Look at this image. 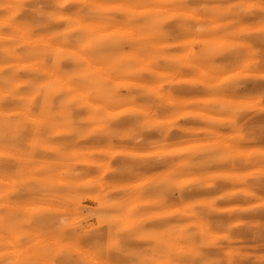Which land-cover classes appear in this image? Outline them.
Returning a JSON list of instances; mask_svg holds the SVG:
<instances>
[{
  "label": "clouds",
  "instance_id": "1",
  "mask_svg": "<svg viewBox=\"0 0 264 264\" xmlns=\"http://www.w3.org/2000/svg\"><path fill=\"white\" fill-rule=\"evenodd\" d=\"M118 2L121 7H104L100 0H0V65L11 57L38 54L21 48L28 34L46 33L60 47L75 49L64 55L58 48L40 50L49 76L59 78L53 86L33 77L20 93L14 69L0 75V264H264V220L247 218L264 214V121L256 119L264 116V88L247 90L249 84H264V0ZM84 25L128 27L139 35L96 39ZM214 25L227 39L246 43L213 45L207 38ZM192 39L201 43L189 65L178 55L187 49L177 45ZM139 58L161 71L191 67L193 74L206 73L202 90L212 99L198 107L210 114L203 127L211 132L203 138L220 139L178 158L184 165L163 155L137 154L170 145L173 131L187 139L183 125H152L142 112L128 109L129 123L120 128L108 114L141 103L153 114L182 110L166 102L172 88L160 95L115 83L144 75L156 79L157 73L135 63ZM89 62L108 67L110 75L92 71ZM9 97L14 108L5 107ZM58 129L66 141L51 154L41 151L54 143ZM97 134L108 146L132 150L109 169L111 179L102 169L93 173L72 159L71 149ZM248 148L255 150L237 151ZM99 158L111 159L107 154ZM219 166L245 174L225 178L231 191L186 196L217 186L206 180L187 184L185 176ZM151 169L166 174L144 193L113 187ZM134 198L155 207H130ZM231 199L242 203L221 206ZM36 204L44 207L31 212ZM169 207L184 211L150 222Z\"/></svg>",
  "mask_w": 264,
  "mask_h": 264
},
{
  "label": "bare ground",
  "instance_id": "2",
  "mask_svg": "<svg viewBox=\"0 0 264 264\" xmlns=\"http://www.w3.org/2000/svg\"><path fill=\"white\" fill-rule=\"evenodd\" d=\"M100 3L104 7H121L122 5L118 2H109V0H100ZM133 11H136L133 9ZM91 32L95 34L96 39H109L115 36L124 38H134L139 35L138 32L134 31L132 28L128 27H114L106 29L103 26L99 25H84ZM213 35L208 37V41L217 47H225L231 44L242 46L246 42L242 40H229L224 35L219 34L220 28L213 26ZM76 40L79 41L80 37H76ZM87 43V41H86ZM201 41L197 39H192L189 41L181 42L177 47L186 48L187 51L178 53V55L189 65H191L192 53L195 51V48ZM21 48H34L37 51L36 56L26 57L20 55L18 57H11L8 59V62L0 65L4 68V72L0 75H11L12 70L14 69L17 73L15 89L16 92L23 93V90L26 89L27 85L24 83L25 80H30L33 77L37 79L38 84L53 86L58 77L52 78L49 76L47 69V59L42 58L40 50L58 48L59 54L64 55L65 53L75 52L74 48H63L59 44H55L53 39L49 34L41 33L37 35L28 34L20 42ZM82 47V46H81ZM20 51L19 49L17 50ZM131 55V53H128ZM87 60V57H84ZM135 63L141 68L146 69L149 72L157 73L155 80L150 78L148 75H144L141 78H129V79H119L115 83L120 86H132L139 85L142 86L154 94L162 95V90L165 88H172L174 94H170L167 97L166 102L170 107L181 106L182 110L168 114H153L146 111L143 104H130L124 108H117L109 111V115L117 120V126L120 128H125L129 123V119L126 116L128 109L142 112L145 115L147 122L152 125H162V124H175L179 123L185 128L188 138L180 139L181 133L173 131L170 145L161 146L155 152L149 153H137L138 155H163L172 159H176L177 162L181 165L186 164L184 160H179L178 158L187 156L191 153L200 152L203 149L210 147L211 145L219 141V136L216 140H208L203 137L205 134L211 132V130L204 128L203 123L205 119L210 115L207 112L200 110L198 106L203 105L209 102L212 98L206 96L203 93V85L206 83V73L201 71L199 74H193L191 67L187 68L183 72H172V71H161L158 64H154L149 60L139 58L135 60ZM67 66V65H65ZM89 68L97 73H103L105 76L110 75V70L108 67L96 63L92 64L89 62ZM47 77V78H46ZM249 91L257 90V87L253 84H249ZM7 95V94H6ZM81 97H85L84 93H79ZM6 108H14L15 105L12 103L11 98L9 97L5 101ZM95 107H99L98 105ZM30 120H36L35 115H30L27 117ZM264 121V116L260 117ZM58 136L53 144L46 145L45 148L41 151H47L51 154L52 149L59 146L61 143L66 141V136L63 130H57ZM155 134H153L154 136ZM261 144H264V140L260 141ZM231 147V146H229ZM255 149H237V151H254ZM131 149L127 145H118V146H108L106 142L99 137V135H94L93 137L86 139L80 143L79 146L71 149L72 159L74 161H79L83 166L88 167L93 173L96 172L98 168L103 170V173L106 177L112 178L109 169L119 163L120 159L131 153ZM107 154L111 157L110 160L100 159L99 157ZM165 172L160 171L159 169L148 170L140 178H130L126 179L123 182L116 183L113 187L116 190H123L129 193H144L152 182L165 175ZM243 172H236L229 169L227 166L215 167L211 170H208L203 173H194L183 178V182L187 184H194L201 180H206L208 183H215L216 188L212 192H190L186 194L188 198H204L210 197L211 195L218 194L220 191H231L232 183L226 181L225 178L228 177H239L244 175ZM5 183H8L5 181ZM88 204H92V201H87ZM242 201L239 199L226 200L221 203V206L224 208H229L238 204H241ZM130 207L135 206L137 208H152L155 205L151 204L146 199L134 198L129 205ZM44 205L36 204L30 207L31 212H36L39 209L43 208ZM184 209L180 207H169L162 210L161 212L155 213L151 223H160L167 216H174L178 213H181ZM224 218H227L226 216ZM250 219H261L264 220V214L247 217ZM21 257L24 256V251L19 250Z\"/></svg>",
  "mask_w": 264,
  "mask_h": 264
},
{
  "label": "rangeland",
  "instance_id": "3",
  "mask_svg": "<svg viewBox=\"0 0 264 264\" xmlns=\"http://www.w3.org/2000/svg\"><path fill=\"white\" fill-rule=\"evenodd\" d=\"M255 86L257 87V89L259 88H264V84H255ZM257 121H261L262 119L260 117H257L256 118ZM251 148H248L247 150H250Z\"/></svg>",
  "mask_w": 264,
  "mask_h": 264
}]
</instances>
